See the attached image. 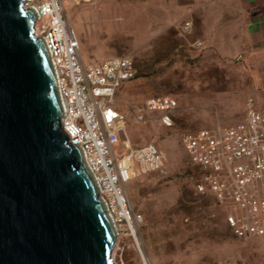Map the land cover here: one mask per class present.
Returning <instances> with one entry per match:
<instances>
[{
    "label": "rangeland",
    "instance_id": "obj_1",
    "mask_svg": "<svg viewBox=\"0 0 264 264\" xmlns=\"http://www.w3.org/2000/svg\"><path fill=\"white\" fill-rule=\"evenodd\" d=\"M163 0H65L66 15L81 41L86 62L131 55L136 74L117 92L116 105L128 114L132 147L155 143L165 153L164 171L138 175L126 184L130 204L142 220L136 239L116 236L115 264H264V237L239 238L224 210L194 191L182 135L215 125H233L248 98L264 93V38L222 56L179 48L176 28L162 26ZM104 58V59H105ZM171 95L179 108L171 127L158 114L136 123L135 111L148 98Z\"/></svg>",
    "mask_w": 264,
    "mask_h": 264
},
{
    "label": "built area",
    "instance_id": "obj_2",
    "mask_svg": "<svg viewBox=\"0 0 264 264\" xmlns=\"http://www.w3.org/2000/svg\"><path fill=\"white\" fill-rule=\"evenodd\" d=\"M24 8L38 16L34 33L43 40L53 67L62 128L82 150L116 236L125 232L136 239L142 217L130 204L126 184L138 175L163 172L167 157L155 143L132 147L126 140L118 149L126 136L128 114L117 107L116 96L135 77L133 58L115 55L86 63L65 0H24ZM191 27L187 21L184 31ZM178 108L176 97L154 96L135 111L134 119L143 123L148 114H158L159 122L171 127ZM181 140L195 192L210 195L224 210L235 236L264 237V93L259 99L248 98L239 122L187 131Z\"/></svg>",
    "mask_w": 264,
    "mask_h": 264
},
{
    "label": "water",
    "instance_id": "obj_3",
    "mask_svg": "<svg viewBox=\"0 0 264 264\" xmlns=\"http://www.w3.org/2000/svg\"><path fill=\"white\" fill-rule=\"evenodd\" d=\"M36 17L0 0V264H115L116 232L62 128Z\"/></svg>",
    "mask_w": 264,
    "mask_h": 264
},
{
    "label": "crops",
    "instance_id": "obj_4",
    "mask_svg": "<svg viewBox=\"0 0 264 264\" xmlns=\"http://www.w3.org/2000/svg\"><path fill=\"white\" fill-rule=\"evenodd\" d=\"M162 3V26L178 30L186 42L179 44L180 49L207 48V52L225 56L239 52L245 43L264 38V0H163ZM187 21L192 27L185 32ZM197 42H202L203 46L196 47ZM82 57L85 61L83 54ZM97 58L100 61L95 63L105 57Z\"/></svg>",
    "mask_w": 264,
    "mask_h": 264
},
{
    "label": "bare ground",
    "instance_id": "obj_5",
    "mask_svg": "<svg viewBox=\"0 0 264 264\" xmlns=\"http://www.w3.org/2000/svg\"><path fill=\"white\" fill-rule=\"evenodd\" d=\"M71 24V23H70ZM72 25V24H71Z\"/></svg>",
    "mask_w": 264,
    "mask_h": 264
}]
</instances>
